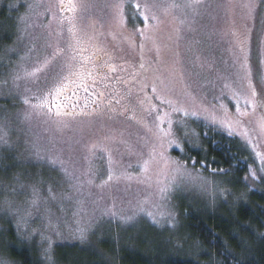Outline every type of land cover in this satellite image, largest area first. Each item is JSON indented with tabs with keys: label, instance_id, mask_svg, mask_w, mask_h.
<instances>
[{
	"label": "rangeland",
	"instance_id": "obj_1",
	"mask_svg": "<svg viewBox=\"0 0 264 264\" xmlns=\"http://www.w3.org/2000/svg\"><path fill=\"white\" fill-rule=\"evenodd\" d=\"M261 2L148 0L156 19L137 20L145 30L141 36L127 22V0H0V10L8 13V27L0 29L13 38L0 49V64L7 67L0 78V125L7 133L0 160L6 151L5 167L17 168L0 179V218L12 223L19 244L36 247L40 264H62L55 257L61 244L78 245L89 261L96 254L100 262L117 264L100 245L119 243L127 226H135L149 252L162 246L169 254H193L195 242L175 234L181 206L211 213L244 200L219 176L188 165L190 175L180 176L171 161H179L173 150H202L194 123L203 121L252 148L264 173V27L257 63L251 49L256 23L264 20ZM57 49L62 54L52 59ZM45 59L51 62L42 67ZM69 72L91 73L87 91L70 85L75 95L64 103L72 115L50 116L47 108L31 107L45 99L57 74ZM25 113H31L27 120ZM169 121L173 135L165 136L161 129ZM170 139L179 147L169 146ZM50 158L79 178L77 187L46 163ZM109 172L112 180L98 186ZM33 188L39 196L35 206ZM137 206L163 222L157 225L146 215L130 224L102 218L110 209L131 215ZM146 225L157 234L147 233ZM75 251L69 264L81 258ZM0 264L16 262L0 252Z\"/></svg>",
	"mask_w": 264,
	"mask_h": 264
},
{
	"label": "trees",
	"instance_id": "obj_2",
	"mask_svg": "<svg viewBox=\"0 0 264 264\" xmlns=\"http://www.w3.org/2000/svg\"><path fill=\"white\" fill-rule=\"evenodd\" d=\"M0 11V25L7 29L8 26H4L7 21L4 19L8 13L6 8ZM261 11H264V0L261 2ZM263 27L264 20H259L255 26L256 40H252L251 44L255 62L258 60L255 48L259 47V33L262 31L259 30ZM12 41L13 38L0 29V49L9 46ZM3 64H0V78L7 68ZM194 125L202 140V150L185 148L183 152L173 150L172 155L193 169L219 176L229 190L243 194L244 200L235 208L222 207L223 210L211 213H196L189 205L181 206V220L175 234L181 233L195 242L196 250H192L193 254L180 250L169 254L162 246H158L155 252H149L145 244L140 242V232L137 234L135 226H127L119 243L110 246L103 242L100 245L102 251L116 256L117 264H264V173L254 150L239 138L229 136L203 121H196ZM2 154L1 180L17 170L16 167H5L4 164H10V155L6 151ZM192 161L196 163L193 165ZM252 172H255V178ZM0 226V252L16 264H40L36 247L19 244L11 222L4 225L0 218ZM146 226L149 230L145 229L147 233L157 234L154 226ZM74 251L81 255L79 261L74 260L75 264H107L100 262L101 256L96 254L89 261L90 258L84 256V250L78 245H58L55 257L60 263L69 264V257Z\"/></svg>",
	"mask_w": 264,
	"mask_h": 264
},
{
	"label": "snow or ice",
	"instance_id": "obj_3",
	"mask_svg": "<svg viewBox=\"0 0 264 264\" xmlns=\"http://www.w3.org/2000/svg\"><path fill=\"white\" fill-rule=\"evenodd\" d=\"M69 3L71 4V0H69ZM129 11L127 13V22H130L135 29L136 33L145 36V30L142 28H139L137 26V20L140 21V23H144L145 21H148L150 19H156L154 15H149L151 5L148 3V0H127ZM74 7V6H72ZM72 7H70L69 10H72ZM121 22L124 23L125 21V14L123 12V5H121ZM62 50L57 49L56 52L53 54L52 59H55L57 55H61ZM51 61L49 59H45L43 62V66H47ZM41 69L37 68L36 71L39 72ZM111 71H115V67L110 66ZM63 71V70H62ZM29 75H35V73H30ZM75 76L76 79H72V77ZM90 77L91 73H83V72H69L66 75H60L57 74V78H54L53 85L47 89L45 93V99L37 105H31L33 109L37 108H47L48 109V115H55L57 117L63 116V115H72V112H69L67 109L69 107L68 104L64 103L66 100H70L72 96L75 95V91L73 88L70 87V85L75 84L77 88L83 87L85 91H87V87L85 86V78ZM18 78V77H17ZM153 91L155 89L153 88ZM253 97L255 96V92L252 93ZM250 101L246 100L245 103H249ZM24 103H29L28 98L26 97L24 99ZM73 109L78 107V104L71 105ZM238 110V109H237ZM167 115V114H164ZM185 116L189 115V113L185 112ZM193 116L196 115V113H192ZM31 116V113H25L24 119L27 120ZM157 120H162L161 116L157 117ZM215 122V121H214ZM169 127L165 131L161 129L163 134L165 136H172V129H171V121L168 122ZM178 127L183 130L184 135L188 136L189 131L187 129V126L184 124L183 121L177 122ZM159 127V124L157 125ZM230 127V126H229ZM195 135V133H192ZM7 133L5 132L2 125H0V144L6 143V137ZM168 145H176L179 147L177 141L175 139H170L168 141ZM37 159H42L39 155V152H37ZM161 158L164 160V162L167 164L169 162L168 158L164 156L163 153L160 154ZM173 164H175V171L178 175L184 176V175H190V173L187 172V166L186 164L180 162V161H171ZM46 163L52 167L53 170H58L61 172L65 179L72 184L73 187H77L79 184V178L75 177L72 173H70L66 168L63 166V162L60 161L57 158H50L46 161ZM193 165L196 163V161H192ZM262 164H264V158H262ZM146 167V165H145ZM251 175L253 178H255V172H252ZM112 180V175L109 172L107 174V179L103 180L102 183L98 186L103 187L105 184L108 183V181ZM92 181H89L91 183ZM166 192L167 190H162ZM49 194L51 196L52 194V188L49 187ZM53 199L55 197H52ZM39 202V196L38 192L35 188H33V199L32 204L35 206ZM146 215L149 218L152 219L153 223L160 225L163 221L162 218L157 216L152 211L148 210L144 206H137L136 210L131 215H119L113 210H108L105 213L102 214V218L107 217L109 219H117L123 224H130V223H136L138 220V217ZM171 219H174L171 213L168 214V223H171ZM19 227V225H18Z\"/></svg>",
	"mask_w": 264,
	"mask_h": 264
}]
</instances>
